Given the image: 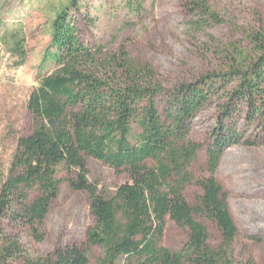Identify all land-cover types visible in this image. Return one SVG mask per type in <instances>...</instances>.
I'll return each mask as SVG.
<instances>
[{
    "label": "trees",
    "instance_id": "16d2710c",
    "mask_svg": "<svg viewBox=\"0 0 264 264\" xmlns=\"http://www.w3.org/2000/svg\"><path fill=\"white\" fill-rule=\"evenodd\" d=\"M126 5L137 16L142 12L136 0ZM185 6L195 33L224 24L209 0H186ZM88 11V0H67L51 21L55 53L44 60L55 70L28 97L32 132L17 140L0 182V264H88L75 246L31 257L21 243L22 232L43 242L61 174L88 196L93 225L85 238L101 250L99 264H255L235 260L238 231L216 172L228 149L264 146V29L214 47L209 53L220 57L214 70L165 89L152 67L124 48L103 57L82 43L79 20H88ZM0 48L15 59L14 67L25 64L20 25L0 21ZM208 109L214 125L201 162L202 147L191 132ZM88 160L125 174L128 182L102 194L88 181ZM167 220L187 232L177 250L163 246ZM204 223L217 232L216 243Z\"/></svg>",
    "mask_w": 264,
    "mask_h": 264
},
{
    "label": "rangeland",
    "instance_id": "374dc122",
    "mask_svg": "<svg viewBox=\"0 0 264 264\" xmlns=\"http://www.w3.org/2000/svg\"><path fill=\"white\" fill-rule=\"evenodd\" d=\"M88 1L89 19L79 20L78 26L82 43L100 50L103 57L124 48L132 60L149 64L165 89L214 70L220 59L209 53L214 47L242 41L246 34L264 29V0H209L224 24L211 27L203 34L191 30L192 18L186 9V0H136L142 5L139 16L129 12L127 0ZM66 2L0 0V21L7 28L22 27L27 51L25 64L16 68L15 59L0 48V182L6 176L17 140L32 132L28 97L39 81L55 70V64L44 59L55 53L50 45V24ZM208 37L214 41L210 42ZM214 116V110L208 109L193 121L191 140L202 147L201 162ZM87 164L88 181L104 195H112L118 186L128 182L125 174L115 173L99 162L88 160ZM71 178L59 176L58 194L51 201L43 222V242L35 243L22 232L21 243L31 257L75 246L85 252L88 264H99L101 250L87 245L85 238L93 225L89 199L86 193L70 187ZM216 179L227 197L238 231L234 244L236 262L251 260L264 264V146L228 149L221 158ZM204 224L212 243H216L217 232L208 223ZM186 239L185 230L166 221L164 247L177 250Z\"/></svg>",
    "mask_w": 264,
    "mask_h": 264
}]
</instances>
